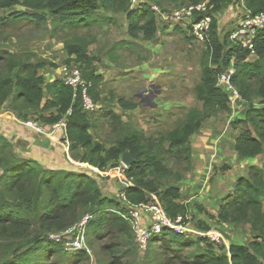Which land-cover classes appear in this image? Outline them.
Segmentation results:
<instances>
[{"label": "trees", "instance_id": "16d2710c", "mask_svg": "<svg viewBox=\"0 0 264 264\" xmlns=\"http://www.w3.org/2000/svg\"><path fill=\"white\" fill-rule=\"evenodd\" d=\"M129 1L0 0L3 11L15 6H24L28 11H12L0 17V29L18 23L31 24L34 28L48 25L52 36H68L70 32L78 34L109 25L114 21V14L122 12L128 35L150 43L159 29L164 31L165 27L159 28L158 18L147 3L130 9ZM147 1L157 3L156 0ZM201 1L204 0H192V3ZM208 1L213 6L214 16L202 43L199 82L193 87L200 107L189 108L182 119L176 120L174 128L156 142L150 138L145 140L140 131L132 129L106 150L91 134L94 120L83 111L79 91L75 94L61 79H45L38 74L40 64L18 61L1 49L0 108L24 121L34 117L43 126L54 125L65 118L62 142H68L70 160L100 173L121 167V155L129 151L134 163L123 168L127 187H122L118 194L122 193L131 205L154 202L157 198L168 218L175 220L182 216L184 219L188 206L181 201L179 188L169 185L158 191L159 182L169 173L161 161L167 154L171 157L179 153L187 160L191 139L205 120L216 113L231 114V97L217 86L218 76L230 67L233 69L230 85L245 104L244 118L229 123L230 129L238 131L234 150L242 158H255L264 152V27L256 34L252 53L231 40V32L221 35L216 18V14L235 3L252 16L264 13V0ZM197 19L195 14L193 20ZM173 30L188 33L180 24ZM184 39L194 40V36L189 33ZM62 42L66 52L64 64L78 67L82 78L92 84L90 98L99 104L97 89L103 78L95 72L94 58L88 52L95 38L70 36ZM119 48L131 47L119 45ZM117 103L125 111L138 106L122 98L117 99ZM68 111L70 115L66 116ZM104 117L111 124L120 125L119 116L112 110L106 111ZM127 127L113 129L125 131ZM165 143L168 147L164 151ZM156 146L161 150H156ZM222 169L225 171L229 167ZM249 169L247 177L236 180V188L222 200L215 215L220 225H247L248 244L231 243L225 252L223 246L217 247L219 244H212L205 237L165 230L151 238L146 264L169 260L182 264H264V173L256 166ZM117 212H124L122 201L104 195L98 181L89 173L46 169L33 159L17 155L11 141L0 134V264H50L49 259L55 253L63 257L57 264H69L66 255H71L69 258L74 264H80L88 258L87 247L66 249L71 251L67 254L62 243L51 240L48 233L53 229H65L87 217L83 230L90 245L106 235L115 233L116 237L130 230L127 221ZM196 230L205 233L210 231V226L199 222ZM71 236L72 239L76 237Z\"/></svg>", "mask_w": 264, "mask_h": 264}, {"label": "rangeland", "instance_id": "374dc122", "mask_svg": "<svg viewBox=\"0 0 264 264\" xmlns=\"http://www.w3.org/2000/svg\"><path fill=\"white\" fill-rule=\"evenodd\" d=\"M156 1L158 4L147 0L129 1L130 9L147 3L158 18L159 28L165 27L164 31L159 29L158 34L150 43L141 39L135 40L128 35L125 14L120 12L114 14V21L109 25L89 31H79L78 34L70 32L68 36L61 34L52 36L48 25L36 28L31 24L8 25L6 28L0 29V49L10 53L18 61L34 65L40 64L41 68L38 70V74L43 75L45 79H49V77L61 79L63 74L66 76L72 68L78 70L77 66L69 67L64 64L66 52L63 49L62 41L70 36L95 38V42L89 46L88 52L90 57L94 58L95 72L101 75L103 80L97 89L100 93L97 110L90 115L95 124L91 131L94 140L107 150L117 139L131 133L132 129H136L143 134L145 140L150 138V141L156 142L162 134H166L174 128L176 120L182 119L189 108L200 107L194 98L193 87L199 82L203 54L202 44L184 39V36L189 33L184 31L181 34L173 30L177 23L172 20V13L178 8H183L185 4H193L192 0ZM240 9L241 5L235 3L227 10L224 9L221 13L216 14L221 35L236 29L239 23L237 19L242 16ZM12 11L28 12L24 6H15L5 11L0 9V17L8 16ZM29 12L34 11L29 10ZM162 16L166 20H163ZM119 45L131 48L120 49ZM120 98L136 103L137 108L132 111L123 110L117 103V99ZM231 98L230 102L233 104V100L235 101L236 98L233 95ZM0 109L2 110V108ZM109 110L119 116L120 125L111 124L104 117V113ZM238 112H240L238 117L243 116L241 108ZM14 115L16 116V114ZM231 120H233L231 114L223 112L208 118V124H203L196 139L190 142L191 152L187 160H184L183 154L180 153L171 157L167 154L161 162L169 173L159 182L158 186V191L169 185L179 187L181 201L188 206V213L184 219L182 216L178 217L183 220L186 228L192 231L196 230L199 222L208 224L210 230L222 234L224 241L217 247L223 246L224 248L231 243L246 245L250 242L247 225H220L215 217L222 200L236 188V180L247 177L250 170L249 168L247 170L242 160L236 161L233 155L235 152L230 145L235 142V139L229 131ZM28 121L41 125L34 120V117L23 122ZM124 125L128 126L125 131L113 129V127L118 129L119 126L121 128ZM40 127L42 130L39 132L35 129L30 130L45 134L49 139L55 138L56 135H49L48 128ZM0 134L11 140L13 132L8 128L0 127ZM55 140L56 144L58 141ZM167 144L163 145L164 151L167 150ZM63 145L60 144L65 150ZM155 149L161 150L160 147ZM256 160V167L264 173V152ZM223 165L229 166L230 169L223 171ZM76 166L80 168L81 172H89L91 177L98 181L106 196L120 199L118 191L122 187H127L124 183L126 181L122 166L119 169H108L110 172L105 173L106 175L83 164ZM202 167L201 173L196 174ZM206 169L207 171H205ZM184 180L187 182L183 183ZM154 203L161 205L157 198L154 199ZM81 222L62 230L53 229L48 233V235L57 238L55 241L62 243L64 252L67 254L71 253L66 250L67 247L69 249L75 247L68 245L74 243L75 240L71 235L77 236L78 231L80 237L83 234L85 247L79 241L75 242L83 249L87 247L88 258L80 264H146L147 250L143 251L138 246L135 233L128 222L130 227L128 232L116 237H114L115 233L106 235L103 239L95 240L90 245L84 230L80 228ZM158 251L157 249L156 253ZM70 256L66 255L65 257L68 258L69 264H74L69 258ZM62 259L60 254L55 253L51 255L49 262L57 264ZM159 264L182 263L169 260Z\"/></svg>", "mask_w": 264, "mask_h": 264}, {"label": "built area", "instance_id": "2783aa9c", "mask_svg": "<svg viewBox=\"0 0 264 264\" xmlns=\"http://www.w3.org/2000/svg\"><path fill=\"white\" fill-rule=\"evenodd\" d=\"M212 10L213 6L209 4L208 1H202L197 4H185L183 8L176 9L171 16L173 21L180 24L188 33H191L194 36V41L202 44L205 41V34L209 30L212 21ZM195 14L198 15V19L196 21L193 20ZM162 18L163 20H166L164 16H162ZM263 27L264 13H259L253 16L247 13L242 22L233 32H231L230 39L238 42L242 48H247L253 53V41L257 32ZM232 74L233 69L231 67L228 68L227 71L221 73L217 79V86L222 88L225 92L231 93V95L235 98L238 94L234 87L230 85V78ZM63 81L66 85L73 88L75 94L79 91L84 112L89 115L96 112L97 104L94 103L89 96V90L91 89L92 84L90 81L82 78L79 70L72 68V70L64 77ZM230 99L232 100V98ZM69 115L70 111L66 113V116ZM22 125L24 128L35 129L38 132L42 130L40 127L42 126L43 128H48L50 132L49 135H56V137H60L62 136V133L64 135L65 118L51 126H43L31 121L22 122ZM64 143V145L68 146V142L66 140ZM121 166L125 168L123 164H121ZM119 168L120 167L117 169ZM109 172L110 171H107L105 173ZM119 197L124 205V212L117 213H119L122 218H124L129 225H131L135 233L138 246H140L143 251L147 250L151 238L159 236L165 230H171L176 234L184 236L189 235L192 237H205L208 242L212 244H220L222 240V237L215 232L210 231L200 234L187 229V226L184 225V222L180 217H177L175 220H171L165 215L162 206L157 203L149 202L141 205H131L122 193ZM86 219L87 217L82 220L81 224H79L82 230ZM49 238L51 240H57V238H54L53 236H49ZM83 239V234L82 237H80L78 231V235L75 237L74 243H70L68 245L72 247L75 246L73 247L74 249H81L82 246L85 247ZM75 241L82 243V246H78ZM66 249H69V247Z\"/></svg>", "mask_w": 264, "mask_h": 264}, {"label": "crops", "instance_id": "0c3cea01", "mask_svg": "<svg viewBox=\"0 0 264 264\" xmlns=\"http://www.w3.org/2000/svg\"><path fill=\"white\" fill-rule=\"evenodd\" d=\"M240 11H241L242 16L239 19H237V21L239 22L238 25L242 22L243 18L247 14V13H245V11H243V7L240 9ZM64 77L65 76L63 74V77L61 79L64 80ZM47 80L52 81L54 79L52 77H49V79H47ZM228 94L231 97V93H228ZM238 97H240V96L238 95L237 97H235L236 99H235V101L233 100V104H231V102H230L231 116L233 117V119H235V118L243 119L245 116V108H244L245 104ZM236 108H237V110H235ZM239 108H241V112L243 115L241 117H238V115L240 114V112H238ZM23 121L24 120L18 118L17 115L15 116L14 114L4 112L3 110L0 109V127L8 128V130H11L13 132V135H11L12 139L10 141L13 145H15L14 149H15V152L17 153V155H19L20 157L33 159V160L37 161L38 163H40L41 166L46 168V169L69 170V171L81 172L80 168H77L76 165L77 164L82 165V164H79L77 162L70 160V157L68 155V146L63 145L65 150H63V148L60 146V144L64 143V142H62V139H64L63 133H62V136H60V137L55 136V138L49 139V138H47V135H45V134H39V133L33 132L30 129L24 128L22 125ZM203 124H205V125L208 124V119L205 120V122ZM201 127H203V126H201ZM226 128H228V127H226ZM229 131L232 134L233 139H235V137H237V135H238V131L233 130V129H229ZM197 135L198 134L194 135L192 137L191 141H193V139H196ZM11 136H10V138H11ZM54 140L58 141V142H56V144H55ZM59 141H60V143H59ZM234 143L235 142H233V144L230 145V147L233 150H234ZM26 152H29L31 154L28 155ZM234 152H235V154H233V155L235 156V160L236 161L238 159L242 160L244 162V165L247 168V170L250 166H256V162H257L256 158L258 156H256L255 158H242L241 156H239L237 154V152L235 150H234ZM120 164H122L121 161H120ZM223 166H226V165H223ZM229 166H230V164H229ZM229 166H227V167H229ZM229 169H230V167H229ZM229 169H227V170H229ZM202 170H203V167L201 169H199L196 172V174L199 175ZM205 171H207V169ZM82 172H84V171H82ZM86 173L88 174L89 172H86ZM202 175H203V172H202ZM186 182H187L186 180L183 181V183H186ZM202 183H205V182H202ZM192 184L195 186V184H197V182H195V184L194 183H192ZM204 206L206 207V205H204ZM193 231L201 234V232H199L198 230L197 231L193 230ZM210 231L215 232L212 230H210ZM210 231H208V232H210ZM215 233L219 234L222 237V234H220L219 232H215ZM193 236H195V235H193ZM222 241H224L223 237H222L221 242ZM221 242L219 245H221ZM228 246H225V252H227Z\"/></svg>", "mask_w": 264, "mask_h": 264}, {"label": "water", "instance_id": "95a60500", "mask_svg": "<svg viewBox=\"0 0 264 264\" xmlns=\"http://www.w3.org/2000/svg\"><path fill=\"white\" fill-rule=\"evenodd\" d=\"M121 163L125 168H128L130 165L134 163V159L132 158L131 154L129 151H125L121 155Z\"/></svg>", "mask_w": 264, "mask_h": 264}]
</instances>
